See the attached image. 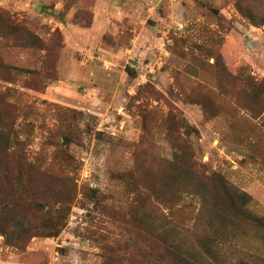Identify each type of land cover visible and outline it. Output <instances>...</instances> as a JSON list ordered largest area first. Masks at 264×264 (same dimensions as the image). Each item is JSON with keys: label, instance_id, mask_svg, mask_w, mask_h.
Segmentation results:
<instances>
[{"label": "rangeland", "instance_id": "obj_1", "mask_svg": "<svg viewBox=\"0 0 264 264\" xmlns=\"http://www.w3.org/2000/svg\"><path fill=\"white\" fill-rule=\"evenodd\" d=\"M249 212L264 0H0V264H229Z\"/></svg>", "mask_w": 264, "mask_h": 264}, {"label": "trees", "instance_id": "obj_2", "mask_svg": "<svg viewBox=\"0 0 264 264\" xmlns=\"http://www.w3.org/2000/svg\"><path fill=\"white\" fill-rule=\"evenodd\" d=\"M219 180L221 179L220 177H216ZM239 198L243 199V202L241 203V206L245 207L248 205V202L246 201V198L248 196L246 194L239 195ZM231 201V200H230ZM246 208V207H245ZM247 223H249V228L255 232V234H249L239 236V238H243V241H247L248 243L250 242H255L258 241L263 243L264 245V237L259 236L258 233L256 232L258 229L264 230V215L262 216H254L250 212L247 213V217L245 219ZM216 221H213L211 225H214ZM229 225H232L237 228L239 227V224L235 221L230 220ZM64 225L59 223L57 226H55V230H51L47 232L46 237H56L59 235L60 231L63 229ZM237 237H233L234 240H236V243H238ZM195 243H190L188 239L184 242L183 248L187 251V253L190 256L194 257V262H189V264H222L220 260L217 259L219 255V241H218V234L216 233H209L208 232H203L201 236H198L196 238ZM182 242H179L178 240L174 239L172 242V247L170 248L171 250H177L182 247L181 245ZM201 245V246H200ZM199 246V248H198ZM244 256H238L237 260L232 263L228 262L229 264H264V248L263 249H258V250H251L248 249L247 252L244 251L242 252ZM196 254L197 258L192 255ZM223 257H225L223 255ZM224 264V263H223Z\"/></svg>", "mask_w": 264, "mask_h": 264}]
</instances>
